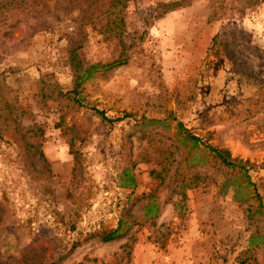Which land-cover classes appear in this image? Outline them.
Listing matches in <instances>:
<instances>
[{"label": "rangeland", "instance_id": "rangeland-1", "mask_svg": "<svg viewBox=\"0 0 264 264\" xmlns=\"http://www.w3.org/2000/svg\"><path fill=\"white\" fill-rule=\"evenodd\" d=\"M56 1L42 0L32 13L26 0H0V256L15 258L8 264H171V244L194 232L196 220L207 264H264L261 245L245 250L249 236L264 235V0H191L159 18L153 10L168 0L128 2L119 39L98 25L83 30L84 66L125 64L85 81L81 106L67 95L66 37L76 12L58 18ZM123 114L130 117L115 121ZM168 114L246 161L260 200L237 170L190 149L173 130L136 123ZM27 128L40 129L22 138L40 144L47 166L11 136ZM123 167H132L133 189L119 187ZM148 194L159 211L144 220ZM135 196L136 224L100 242ZM259 204L261 214L249 213Z\"/></svg>", "mask_w": 264, "mask_h": 264}, {"label": "trees", "instance_id": "trees-1", "mask_svg": "<svg viewBox=\"0 0 264 264\" xmlns=\"http://www.w3.org/2000/svg\"><path fill=\"white\" fill-rule=\"evenodd\" d=\"M42 0H26L25 4L27 7L31 9L32 13L39 11V6H44L41 2ZM132 0H57L56 1V11L59 16H63L65 14H69L73 11L76 12L77 25L76 29L72 34L67 35L66 37V45H67V62L68 68L71 73V89L67 92V95L70 96L71 100L81 106L80 103V92L82 90V85L85 81L89 80L93 77L94 74L101 72H108L114 68L120 67L125 64L124 60H115L107 63H94L88 66H84L77 54V50L80 49L83 40L85 39V34H83L84 28L96 27L98 25V32L101 35L105 36L108 39H119L123 28H124V20L122 11L125 9L128 2ZM213 0H211L212 2ZM191 3V0H168L167 3H159L153 10L155 13V18H159L163 14L168 12H172L174 10L184 8ZM39 7V8H38ZM37 18V16L35 17ZM260 86L263 87L264 92V80H259ZM59 94V92H58ZM94 109V108H93ZM98 113L102 119L111 122V120L105 118L102 112L94 110ZM130 117L129 114H123L121 117L116 118L115 121H119L123 118ZM9 120V115L6 114L3 118V121L6 122ZM14 122V121H13ZM138 127H142L143 129L152 126V129H155L157 132V128L162 130H173V136L175 138H180L183 144H190V149L195 150H203L206 151L209 156L215 161H218L222 167L237 170L239 175L245 180L246 186L252 187L253 197L257 200H260V196L255 192L254 186L249 182V177L247 175V166L248 163L246 161H242L240 159L232 158L230 153L226 149L217 148L210 146L206 143V140L199 138L192 134L189 130H187L184 125L177 121L173 116L168 114V116L164 119H155V118H145L140 117L138 122H136ZM173 124V126L171 125ZM35 127V126H33ZM16 128V127H15ZM15 130V129H14ZM13 130V131H14ZM146 131V130H145ZM159 132V131H158ZM28 133H31V137H39L41 136V132L39 128H30L25 130L24 133H18L14 131L11 136L14 138L15 143L19 144L21 149L26 146L33 150L32 155L37 156V159L40 162L47 166V163L44 159V156L40 150L39 143H31L23 141L22 135L26 137ZM1 136V135H0ZM30 137V138H31ZM69 153L73 155V161L76 163L77 154L73 152L72 145L69 144ZM168 158H172V154L170 152L167 153ZM172 160V159H171ZM132 167H123L120 172V184L119 187L122 189H133L136 185L134 175L131 173ZM154 173V170H150V175ZM189 184H182L181 189H189ZM140 198V197H139ZM138 197H133L132 200L126 199L125 207L121 209L119 212V216L116 222V226L113 229L104 230L98 235V239L102 243H108L114 240H117L124 236V234L131 228L132 225L136 224L133 219L132 214L130 213V209L135 205V203L139 202ZM147 201L142 204L140 207V211H142V218L144 220H151L156 217L159 211V205L156 201V198L148 194L146 197ZM236 199V198H235ZM243 202L247 199H242ZM129 204V205H128ZM128 205V206H127ZM260 205H258L257 210L249 207V213L260 211ZM257 214H261V212H257ZM264 217V213H263ZM264 248V235H251L248 238V246L256 247L260 246ZM4 256H0V264H8L9 260H14L15 258L12 256H8L7 258H3Z\"/></svg>", "mask_w": 264, "mask_h": 264}, {"label": "crops", "instance_id": "crops-1", "mask_svg": "<svg viewBox=\"0 0 264 264\" xmlns=\"http://www.w3.org/2000/svg\"><path fill=\"white\" fill-rule=\"evenodd\" d=\"M195 221L196 220L189 221V223H193L191 228L193 229L194 232H191V229L185 231L184 232L185 234L182 235V239L180 242L174 241L171 244V249L169 252L171 264H207V258L206 259L205 257L202 258L200 251L201 248L197 246V240H199L200 237L198 236V232L196 228L197 224ZM187 241H189L190 244L191 243L193 244V247L191 248L193 249V251H190L188 253H186L185 249L182 248V246H184L187 243ZM179 243L181 244V246ZM245 250L249 251L248 241L246 242ZM228 264H248V263L235 262Z\"/></svg>", "mask_w": 264, "mask_h": 264}]
</instances>
